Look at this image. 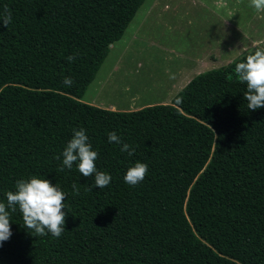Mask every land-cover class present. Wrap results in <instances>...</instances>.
Listing matches in <instances>:
<instances>
[{
  "label": "trees",
  "instance_id": "trees-1",
  "mask_svg": "<svg viewBox=\"0 0 264 264\" xmlns=\"http://www.w3.org/2000/svg\"><path fill=\"white\" fill-rule=\"evenodd\" d=\"M144 2L0 0L12 15L0 25V199L32 175L67 194L59 238L34 236L10 213L0 264H264V107H246L233 71L242 55L195 75L170 104L82 101ZM81 127L112 177L102 189L55 159ZM113 131L131 157L107 141ZM135 161L148 171L129 186Z\"/></svg>",
  "mask_w": 264,
  "mask_h": 264
},
{
  "label": "rangeland",
  "instance_id": "rangeland-1",
  "mask_svg": "<svg viewBox=\"0 0 264 264\" xmlns=\"http://www.w3.org/2000/svg\"><path fill=\"white\" fill-rule=\"evenodd\" d=\"M243 44H264V13H254L248 0H145L82 101L114 110L167 102L195 75L240 56ZM193 50L214 62L197 72L184 65L179 74Z\"/></svg>",
  "mask_w": 264,
  "mask_h": 264
},
{
  "label": "clouds",
  "instance_id": "clouds-1",
  "mask_svg": "<svg viewBox=\"0 0 264 264\" xmlns=\"http://www.w3.org/2000/svg\"><path fill=\"white\" fill-rule=\"evenodd\" d=\"M248 7L257 15L264 13V0H248ZM12 21L11 12L5 7L0 11V25L8 26ZM237 55L242 59L234 63V74L245 85L243 99L247 102L248 110H257L264 107V44L257 46H243L237 50ZM73 55L66 59L71 62ZM171 78V77H170ZM65 86H71L70 77L62 78ZM176 103H180L177 97ZM138 110V109H137ZM107 141L120 145L121 153L131 157L135 148L123 142L117 134L107 133ZM97 151L92 148L84 128H73L71 138L66 142L62 151L55 159L60 161L59 170L72 169L74 162L76 171L84 177L93 176L94 188H104L109 185L112 177L110 173L99 171L95 166ZM148 171V165L141 161H135L126 168L123 182L129 186L140 183ZM74 193L78 191L75 184L72 185ZM91 190V188L89 189ZM67 194L56 184L35 175L27 179L21 178L15 182L14 190L6 191L4 198L0 199V242L7 241L11 236L10 213L19 212L25 228L34 236H50L59 238L64 232V218L66 215L65 200Z\"/></svg>",
  "mask_w": 264,
  "mask_h": 264
},
{
  "label": "crops",
  "instance_id": "crops-1",
  "mask_svg": "<svg viewBox=\"0 0 264 264\" xmlns=\"http://www.w3.org/2000/svg\"><path fill=\"white\" fill-rule=\"evenodd\" d=\"M168 7V6H167ZM112 47V46H111ZM186 53V52H185ZM184 55V54H183ZM182 55V56H183ZM206 57H204L203 55H199L198 54V52H196V50H193V57H192V59H188V60H186L185 62H181L180 63V65H179V68H178V73L179 74H181V69H182V66H186V65H190V67L191 66H193L194 68H197L196 69V72H197V70L198 69H200V68H202V67H205V66H208V65H210L211 63H213L214 61H212V60H209V61H204V59H205ZM199 72H201V71H199ZM176 80V79H175ZM189 81V80H188ZM187 81V82H188ZM187 83H185V85H186ZM175 84L173 83V85L172 86H174ZM184 85V86H185ZM171 86V87H172ZM182 88V87H181ZM180 88V89H181ZM179 89V90H180ZM178 90V91H179ZM173 97V96H172ZM172 97L170 98V99H168V100H166L167 102H160V103H152V104H149V105H153V104H170V101H171V99H172ZM86 103V102H85ZM87 104H90V105H94V106H96V107H99V108H103V109H108V110H113V111H129V110H123V109H116V110H114V109H112V106L111 105H108L107 107H103L104 105H101V104H99L98 102H96V100L95 99H92L90 102H88ZM144 106H148V105H144ZM144 106H141V107H138V108H136L135 110H137V109H140V108H142V107H144ZM134 110V109H133Z\"/></svg>",
  "mask_w": 264,
  "mask_h": 264
}]
</instances>
